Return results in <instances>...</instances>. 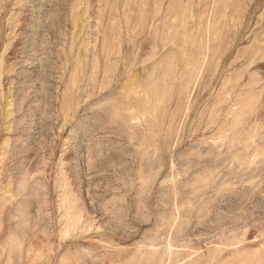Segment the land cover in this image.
I'll list each match as a JSON object with an SVG mask.
<instances>
[{"label":"rangeland","instance_id":"obj_1","mask_svg":"<svg viewBox=\"0 0 264 264\" xmlns=\"http://www.w3.org/2000/svg\"><path fill=\"white\" fill-rule=\"evenodd\" d=\"M0 264H264V0H0Z\"/></svg>","mask_w":264,"mask_h":264}]
</instances>
